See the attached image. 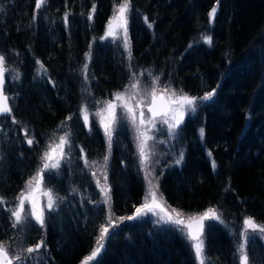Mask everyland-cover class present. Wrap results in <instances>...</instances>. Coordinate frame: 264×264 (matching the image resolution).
<instances>
[{"label":"trees","instance_id":"1","mask_svg":"<svg viewBox=\"0 0 264 264\" xmlns=\"http://www.w3.org/2000/svg\"><path fill=\"white\" fill-rule=\"evenodd\" d=\"M131 5L129 56L120 42L101 39L113 0H47L40 9L36 0H0V55L12 109L0 117V242L22 257L21 264H79L93 251L107 213L88 167L105 154L112 216H131L141 204L145 182L128 127L117 124L108 153L98 122L86 127L80 113L81 106L94 110L91 101L125 90L135 75L159 77L158 89L195 97L216 89L177 130L173 153L183 152V160L177 164L180 155H171L157 170L169 207L188 215L209 208L220 214L219 221L205 222L206 264H240L245 217L264 224V0H218L212 23L208 13L217 0ZM203 35L212 37L211 45ZM62 129L69 136L67 156L58 171L43 176L55 208L47 211L43 228L29 218L14 228L13 202ZM26 135L34 138L32 145ZM256 235L246 241L248 264H264V239ZM41 240L45 247L25 251ZM93 264L196 263L179 233L139 218L118 224Z\"/></svg>","mask_w":264,"mask_h":264},{"label":"snow or ice","instance_id":"2","mask_svg":"<svg viewBox=\"0 0 264 264\" xmlns=\"http://www.w3.org/2000/svg\"><path fill=\"white\" fill-rule=\"evenodd\" d=\"M47 4V0H36V8L40 9ZM131 0H120L119 3H116V0H113V14L110 16L106 31L105 37L117 38L122 30L124 36L123 47L128 50L129 56H131L130 50V41L127 37L128 32V13L131 9ZM217 5H214L208 13L209 23H212L215 15L217 13ZM96 10V5L93 3L92 9L88 14V19H93V13ZM2 11V9H0ZM69 13H65L64 21L65 24L68 22ZM35 19V16L33 17ZM145 23L148 24V27L151 28L152 24L148 22V18L145 17ZM105 37H101L104 39ZM201 39L204 43L211 45L212 37L208 35H203ZM86 57L90 54L86 53ZM37 64L43 68L42 62L39 60ZM88 68L87 63L84 64L83 70L86 72ZM46 71V70H45ZM5 57L0 55V116L5 114H10L12 109L9 103V97L4 92L5 85ZM16 78H19L17 74ZM87 79V77H85ZM159 77L153 78L152 87L148 93V97H142L138 95L139 81H134L130 88L133 90L131 93H114L115 101L112 100L106 101L105 107L98 110L97 115L100 118V125L103 128L106 144L108 147V153L111 150L112 136L115 125L118 121L117 117V107L122 109V115L129 120L132 126L135 128L137 133V151L140 160V166L142 169L146 170L145 180L147 181L148 188L145 194V200L147 201L148 197H151V203L145 202L140 207L136 208V211L133 215L127 217H120L121 220H134L142 216L145 212H153L156 208H161V211L164 209L161 207V204L158 203V181L159 177H152L151 173L147 171L148 164L150 161V150L148 141L152 140L153 137L150 135V130L156 128L157 119L160 120L162 124H166L168 127L169 135H172L176 132L179 126L184 122L186 112H195L197 100H209L215 94L216 89H213L210 92H206L202 97L190 96L187 93H184L182 90L177 93L175 90L169 92L168 88L158 89L157 84ZM144 108L147 109L149 115L146 116ZM139 109V112L137 110ZM83 114L84 125L89 127V115L87 108L81 106L80 109ZM106 113V114H105ZM68 119V118H66ZM13 122L15 123V118L13 117ZM91 130V129H90ZM201 138L204 136V129L199 130ZM26 141L29 145L34 143V138L28 137L26 135ZM69 144V136L66 133L63 136L59 137L58 143L53 141L48 149L41 156L42 167L37 169V172L25 182V188L17 196V206L14 209H11V217L13 218L12 227H17L18 225L24 223L28 217H31L40 225L41 228L45 225V215L44 209L40 206L37 193L40 191V186L43 181V176L41 175L47 170L56 169L60 166V160L66 156L65 147ZM58 153V154H57ZM83 153V149H81ZM211 155V153H209ZM104 165L102 166V176L104 183L101 184L100 180L97 179V187L100 189V194L103 197V203L110 205L111 203V188L107 183V161L109 160V154H105L103 157ZM183 160V152H181L179 159L175 162L179 164ZM92 163H95L93 161ZM212 166L215 168V161H212ZM94 177L96 173H93ZM43 196L47 197L46 207L51 210L55 208L56 198L54 197L51 190L43 191ZM162 195L159 197V200L162 201ZM29 201L31 204L30 210L25 212V202ZM4 198L0 197V205L4 203ZM172 213H175L173 215ZM172 213H166L165 216H161L162 220L170 222L177 226L181 231L185 232L186 239L191 243V246L194 250L196 260L198 264H206L207 258L205 256V241H204V230H205V221L207 220H220V214L214 208H209L205 212L199 215H192L184 218L183 213L177 212L175 209L172 210ZM245 229H251L253 233H259L261 236H264V224H257L253 217H245L243 221ZM113 226L111 218L108 220V225H101V230L97 238V246L93 251L87 255L82 261L81 264H93L96 260L102 248L104 246V240L109 235V228ZM210 226V225H209ZM242 236H246L247 233H242ZM45 242L41 240L36 243L34 247H28L25 251L29 254L38 251L42 247H45ZM237 251L239 252V261L240 264H248V255L245 250V243L241 242ZM22 260L20 255L14 257H9L8 250L6 249L3 242H0V264H19Z\"/></svg>","mask_w":264,"mask_h":264},{"label":"rangeland","instance_id":"3","mask_svg":"<svg viewBox=\"0 0 264 264\" xmlns=\"http://www.w3.org/2000/svg\"><path fill=\"white\" fill-rule=\"evenodd\" d=\"M113 14V13H112ZM111 14V15H112ZM110 15V16H111ZM110 18V17H109ZM109 20V19H108ZM108 22V21H107ZM107 22L105 24V27H104V32H103V36L102 37H105V31H106V26H107ZM128 27V26H127ZM121 31V34L117 37V38H112V37H105L104 39L105 40H113V41H117V42H120L121 45L124 44V36H123V33H122V30ZM127 37H128V40H129V35H128V32H127ZM134 81H139V88L138 90H136L138 92V95L139 96H142V97H148V93L152 87V84H153V76H150V75H145V74H142V75H135L133 77V79L128 83V86L125 88V90H123L122 92L120 93H131L133 90L130 88V85L134 82ZM179 93V92H177ZM114 101V102H117L115 101V97L112 96V98L108 99V100H104V101H96V100H93L91 101V103L96 107L94 110H90L89 108H87V112H88V115H89V122L94 119L98 122V124L100 125V116L97 115V112L98 110L100 109H103L105 107V103L106 101ZM203 101L205 100H197L196 102V107L198 105V103H202ZM119 103V102H117ZM146 113V116L149 115L147 113V109L144 108L143 109ZM137 112H139V109L137 110ZM81 113V111H80ZM106 114V113H105ZM190 112H186V115H185V119L187 118V116H189ZM81 116L83 118V114L81 113ZM92 116V117H91ZM117 117H118V121L115 125V128L118 126L117 124L119 122H121V124L123 125H126L129 129V132H130V136H131V139L133 141V144L135 146V156H136V162H137V166L141 172V176H143L144 178V182H145V194H146V191H147V188H148V184H147V181L145 180V175H146V170L145 169H142L141 166H140V160H139V155H138V151H137V139H136V131H135V128L132 126V124L129 122V120L127 118H125L123 115H122V109L117 107ZM184 119V121H185ZM182 125V124H181ZM180 125V126H181ZM179 126V127H180ZM114 128V129H115ZM100 129L104 135V131H103V128L101 127L100 125ZM179 129V128H178ZM177 129V130H178ZM177 130L174 134L172 135H169V132H168V127L166 124H162L160 122L159 119H157V122H156V128L153 129V130H150V135H152L153 139L152 140H149L148 141V144H149V150H150V161H149V164H148V168H147V171L151 173V176L152 177H159L158 175V172L157 170H161L162 169V164L161 162L162 161H168L166 159L168 158H171L172 156L171 155H180V152H176V153H173L175 150V147L177 146L176 144V134H177ZM66 132L62 129L59 131V135L54 139H52L49 143H48V146L53 142L55 141L56 143H58L59 141V137L60 136H63L65 135ZM105 137V135H104ZM69 146H70V143L65 147V152H66V156H67V150L69 149ZM48 149V147L43 151V153ZM177 151V150H176ZM42 153V155H43ZM172 153V154H171ZM58 154V153H57ZM41 155V156H42ZM66 156L60 160V166L62 165V163L64 162ZM161 164V165H160ZM104 165V160H103V163H101V167H100V170L97 172V174L95 175L97 178H96V184H97V179L100 180V183L103 184L104 181H103V176H102V166ZM59 166V168H60ZM39 167H42V161H40V164L38 166ZM59 168H56V169H51V170H47V171H51V172H56L59 170ZM37 172V170L35 171V173ZM46 172V171H45ZM44 172V173H45ZM34 173V174H35ZM44 173H42L41 175L44 176ZM154 183H158V181H154ZM159 187V186H158ZM25 188V186H24ZM23 188V190H24ZM99 189V188H98ZM45 190H50V188H48L44 182L42 181L41 183V186H40V191L37 193V197H38V200H39V204L40 206L44 209V215H46L47 211H49V209L46 207V204H47V197L43 196V191ZM100 191V189H99ZM53 193V192H52ZM145 194H144V197L142 199V202L141 204L138 206L140 207L142 204H144L145 202H148V203H151V197H148L147 201L145 200ZM54 195V193H53ZM161 196L160 194V191H159V188H158V203L161 204V207L164 209V211H161V208H156L154 209L153 212H145L142 216H146L150 219H152L154 221V224L157 226V227H168V228H171L173 229L174 231H176L177 233H179V235H181L185 241L187 242V244L190 246L191 250H192V253H193V256H194V259H195V263L198 264V261L196 260V257H195V253H194V250L191 246V243L188 239H186V236H185V232L184 231H181L177 228V226H175L174 224L170 223V222H166V220H162L161 219V216H165L166 218V213H172V210L173 208L172 207H169L166 202L164 201V199L159 200V197ZM55 197V195H54ZM100 198V203L104 205V207L106 208V213H107V217H106V221L103 225L107 226L108 225V220L109 218H111L112 222H113V226L109 228V235L112 233V231H114L116 228H117V225L122 223L123 221H126L127 219H124V220H121L120 217H117V218H114L112 215V211H111V205H106L103 203V197L99 196ZM163 198V197H162ZM17 199L14 200L13 202V207L12 209H14L16 206H17ZM30 207H31V204L29 201H26L25 202V212L27 213L29 210H30ZM137 207V208H138ZM52 210V209H51ZM177 212H180V213H183L181 211H178L176 210ZM173 215H175V213H172ZM202 214V213H201ZM184 215V218L187 219V217L189 216H192V215H199V214H191V215H188V214H185L183 213ZM29 219H32L31 217H28ZM141 218V216L139 217ZM137 218V219H139ZM34 220V219H33ZM210 221H213V220H207V222H210ZM214 221H217V220H214ZM206 222V221H205ZM204 222V223H205ZM206 222V223H207ZM258 224V223H257ZM101 230V228H100ZM100 233V231H99ZM99 233H98V236H99ZM242 233H247L246 236H242L241 234ZM251 234H257L256 236L259 237V235L261 236V234L259 233H253L251 229H245L244 228V225L242 226V229H241V232L240 234L238 235V247L239 245L241 244V242H244L245 243V247H246V241L248 239V237L251 235ZM108 235V236H109ZM97 236V238H98ZM263 239H264V236H261ZM97 238H96V241H97ZM108 238V237H107ZM107 238L104 240V246H105V243H106V240ZM204 241H205V238H204ZM97 246V244L95 245V247ZM103 246V248H104ZM102 248V250H103ZM101 253V252H100ZM100 255V254H99ZM98 255V257H99ZM9 257H14L12 255L9 254ZM97 257V258H98ZM85 258V257H84ZM83 258V259H84ZM96 258V259H97ZM82 259V260H83ZM96 261V260H95ZM94 261V262H95ZM93 262V263H94ZM14 264H16V262L14 261ZM19 264H21V261L19 262ZM81 264V262L79 263Z\"/></svg>","mask_w":264,"mask_h":264},{"label":"bare ground","instance_id":"4","mask_svg":"<svg viewBox=\"0 0 264 264\" xmlns=\"http://www.w3.org/2000/svg\"><path fill=\"white\" fill-rule=\"evenodd\" d=\"M101 163H103L102 161H97V162H95V163H92V164H90V167H88L89 168V171H90V173L91 174H93L94 172L97 174V172L100 170V167H101ZM141 218L143 219V220H149L152 224H154V221L152 220V219H150V218H148V217H144V216H141ZM105 221H106V219H104L102 222H101V225H103L104 223H105ZM241 232V231H240ZM237 249H238V244H237ZM245 250H246V248H245ZM238 254H239V252H238Z\"/></svg>","mask_w":264,"mask_h":264},{"label":"water","instance_id":"5","mask_svg":"<svg viewBox=\"0 0 264 264\" xmlns=\"http://www.w3.org/2000/svg\"><path fill=\"white\" fill-rule=\"evenodd\" d=\"M5 92V91H4ZM6 94V93H5ZM7 95V94H6ZM5 115H7V114H5ZM5 115H3V116H5Z\"/></svg>","mask_w":264,"mask_h":264}]
</instances>
